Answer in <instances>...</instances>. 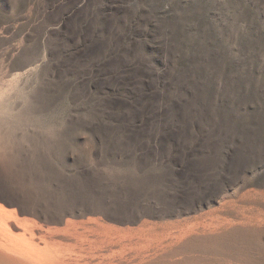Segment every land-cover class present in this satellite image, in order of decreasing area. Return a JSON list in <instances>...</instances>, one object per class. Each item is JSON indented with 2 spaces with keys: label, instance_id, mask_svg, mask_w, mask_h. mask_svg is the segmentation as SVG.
I'll use <instances>...</instances> for the list:
<instances>
[{
  "label": "rangeland",
  "instance_id": "obj_1",
  "mask_svg": "<svg viewBox=\"0 0 264 264\" xmlns=\"http://www.w3.org/2000/svg\"><path fill=\"white\" fill-rule=\"evenodd\" d=\"M0 203L92 263L264 264V0H0Z\"/></svg>",
  "mask_w": 264,
  "mask_h": 264
},
{
  "label": "bare ground",
  "instance_id": "obj_2",
  "mask_svg": "<svg viewBox=\"0 0 264 264\" xmlns=\"http://www.w3.org/2000/svg\"><path fill=\"white\" fill-rule=\"evenodd\" d=\"M93 236L79 227L52 231L0 203V264H103L90 260Z\"/></svg>",
  "mask_w": 264,
  "mask_h": 264
}]
</instances>
